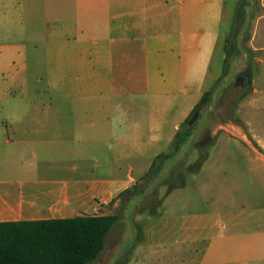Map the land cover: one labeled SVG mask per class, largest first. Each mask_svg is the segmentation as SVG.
Listing matches in <instances>:
<instances>
[{"label":"crops","instance_id":"0c3cea01","mask_svg":"<svg viewBox=\"0 0 264 264\" xmlns=\"http://www.w3.org/2000/svg\"><path fill=\"white\" fill-rule=\"evenodd\" d=\"M225 7L226 0H0V28L27 38L0 43V222L104 215L144 178L153 161L139 177L132 167L122 177V166L138 149L159 146L171 124L176 133L202 100ZM252 45L264 57V12ZM14 84H46L49 96H10ZM254 86L242 108L263 106L264 71ZM234 130L259 153L248 161L264 177V155ZM261 185L249 188L253 202L184 218L177 247H150L148 260L264 264Z\"/></svg>","mask_w":264,"mask_h":264},{"label":"rangeland","instance_id":"374dc122","mask_svg":"<svg viewBox=\"0 0 264 264\" xmlns=\"http://www.w3.org/2000/svg\"><path fill=\"white\" fill-rule=\"evenodd\" d=\"M242 1L226 0L218 48L204 93V96L209 95L196 111L198 117L194 120L196 112L191 113L176 133L171 124L159 146L138 149V154L129 161L131 165L123 164L122 177H127L129 167L134 169V176L139 177L152 161L155 162V155L173 152L158 170L147 178L139 177L129 193L118 195L103 209L104 215H116L118 221L107 237L105 250L91 264H159L155 259L148 260L149 248H176L173 244L181 242L184 218L192 221L195 215L223 212L230 206L253 202L249 188L256 191L264 184L262 174L248 161L259 157V153L234 130L235 127L243 129L258 152L264 155V101L257 109L241 106L255 88L254 84L262 83L264 57L253 51L252 41L257 19L264 8L262 0H246V10L241 16ZM19 12L16 5L13 13ZM0 29V43L26 44L27 38L20 35L18 29L11 26ZM247 70L254 84L246 88L236 85L239 75ZM10 96H49L48 86L10 85ZM40 102L43 99L38 104ZM248 125L247 129L243 127ZM186 130H190V136L174 153V140L171 143L166 139H175L179 131ZM221 184L223 191L219 189ZM259 193L264 195V189ZM168 252L181 253V250Z\"/></svg>","mask_w":264,"mask_h":264},{"label":"trees","instance_id":"16d2710c","mask_svg":"<svg viewBox=\"0 0 264 264\" xmlns=\"http://www.w3.org/2000/svg\"><path fill=\"white\" fill-rule=\"evenodd\" d=\"M246 6V0H243L239 15H244ZM207 95L192 114L207 101ZM189 136L190 130L177 133L174 153ZM172 154L159 155L144 178L158 170ZM117 221L116 215H85L69 219L0 222V264H91L105 250L107 237Z\"/></svg>","mask_w":264,"mask_h":264},{"label":"water","instance_id":"95a60500","mask_svg":"<svg viewBox=\"0 0 264 264\" xmlns=\"http://www.w3.org/2000/svg\"><path fill=\"white\" fill-rule=\"evenodd\" d=\"M250 82H251V74H250V71L247 70L245 72H242L239 75V77L237 78V81H236V85L246 88V87H248L250 85ZM198 114L199 113L196 112L194 120L198 117Z\"/></svg>","mask_w":264,"mask_h":264},{"label":"flooded vegetation","instance_id":"af4514ba","mask_svg":"<svg viewBox=\"0 0 264 264\" xmlns=\"http://www.w3.org/2000/svg\"><path fill=\"white\" fill-rule=\"evenodd\" d=\"M211 140H209L207 143H209ZM201 148V147H200Z\"/></svg>","mask_w":264,"mask_h":264}]
</instances>
